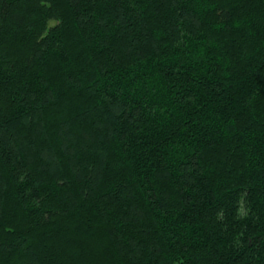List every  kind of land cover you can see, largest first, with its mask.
I'll use <instances>...</instances> for the list:
<instances>
[{"label":"trees","instance_id":"trees-1","mask_svg":"<svg viewBox=\"0 0 264 264\" xmlns=\"http://www.w3.org/2000/svg\"><path fill=\"white\" fill-rule=\"evenodd\" d=\"M0 264H264V0H0Z\"/></svg>","mask_w":264,"mask_h":264},{"label":"rangeland","instance_id":"rangeland-1","mask_svg":"<svg viewBox=\"0 0 264 264\" xmlns=\"http://www.w3.org/2000/svg\"><path fill=\"white\" fill-rule=\"evenodd\" d=\"M52 24H54V23H52Z\"/></svg>","mask_w":264,"mask_h":264}]
</instances>
